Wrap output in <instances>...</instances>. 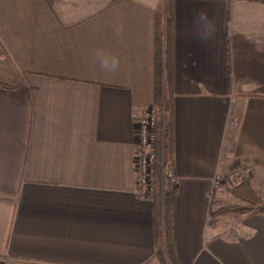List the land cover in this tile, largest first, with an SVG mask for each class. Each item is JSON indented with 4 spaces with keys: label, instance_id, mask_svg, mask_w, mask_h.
<instances>
[{
    "label": "crops",
    "instance_id": "obj_1",
    "mask_svg": "<svg viewBox=\"0 0 264 264\" xmlns=\"http://www.w3.org/2000/svg\"><path fill=\"white\" fill-rule=\"evenodd\" d=\"M200 8L211 24L197 31ZM169 9L178 258L264 264L263 214L225 227L211 214L226 196L215 176L236 166L264 195L259 0H0V264H160L163 181L159 202L140 196L136 156ZM98 48L119 55L116 73Z\"/></svg>",
    "mask_w": 264,
    "mask_h": 264
},
{
    "label": "trees",
    "instance_id": "obj_2",
    "mask_svg": "<svg viewBox=\"0 0 264 264\" xmlns=\"http://www.w3.org/2000/svg\"><path fill=\"white\" fill-rule=\"evenodd\" d=\"M264 3V0H259ZM174 17L172 10L158 12L156 15V61H155V97L154 107L157 112V124L155 127L156 140L154 151L157 156L156 181L157 192L153 196L156 201L161 199V182L163 181L164 197V228L162 230V241L159 245L157 255L160 264H183L177 255L173 240L171 225V202L176 187L171 179H162V165L173 167L174 151V98L176 96L174 87V72L171 63L172 42L174 37ZM234 169V168H233ZM231 171H234V170ZM235 176V175H234ZM225 181L229 183V190L235 199V203L225 204L219 209H213L212 216L236 214L251 216L264 215V195L255 188L249 175H225ZM238 180H235V179ZM157 202V203H158Z\"/></svg>",
    "mask_w": 264,
    "mask_h": 264
},
{
    "label": "built area",
    "instance_id": "obj_3",
    "mask_svg": "<svg viewBox=\"0 0 264 264\" xmlns=\"http://www.w3.org/2000/svg\"><path fill=\"white\" fill-rule=\"evenodd\" d=\"M156 124L157 112L154 105H152L143 110L137 129L139 144V150L136 156V165L139 175L138 194L143 197H152L157 192V156L153 148L156 140ZM233 170L237 171L236 175H247L250 173V167L248 166H236ZM161 173L163 179L169 178L175 186L178 185L179 180L172 166L163 164ZM223 181V175H216L213 180V190Z\"/></svg>",
    "mask_w": 264,
    "mask_h": 264
},
{
    "label": "clouds",
    "instance_id": "obj_4",
    "mask_svg": "<svg viewBox=\"0 0 264 264\" xmlns=\"http://www.w3.org/2000/svg\"><path fill=\"white\" fill-rule=\"evenodd\" d=\"M211 24L210 13L206 8H200L193 11L192 25L199 31ZM119 31V30H118ZM94 55L98 58L100 66L109 73H116L120 69L121 58L115 53H110L105 49L98 48Z\"/></svg>",
    "mask_w": 264,
    "mask_h": 264
},
{
    "label": "rangeland",
    "instance_id": "obj_5",
    "mask_svg": "<svg viewBox=\"0 0 264 264\" xmlns=\"http://www.w3.org/2000/svg\"><path fill=\"white\" fill-rule=\"evenodd\" d=\"M228 174H230L233 178H235L236 176H234V174L236 175L237 174V171H230ZM240 175V174H239ZM248 175V174H247ZM241 176H245L244 174H241ZM225 176H223V180L225 181ZM239 179V178H238ZM237 178L235 180H238ZM221 182L219 184V186L213 190V191H217L219 189H221V187L223 186V188L226 190V196L224 197L225 199L222 201V203H225V204H232V203H235V199L233 198L232 194L230 193V190H229V183H224ZM219 188V189H218ZM224 190V191H225ZM222 203H219V204H222ZM236 214H228V215H224L228 218L224 219L226 220V223L222 224V227H225L224 225H228V226H231L232 222H235L234 220H232ZM238 216V215H237ZM213 219H216L215 216H213Z\"/></svg>",
    "mask_w": 264,
    "mask_h": 264
}]
</instances>
